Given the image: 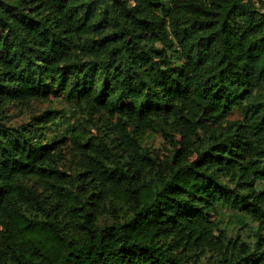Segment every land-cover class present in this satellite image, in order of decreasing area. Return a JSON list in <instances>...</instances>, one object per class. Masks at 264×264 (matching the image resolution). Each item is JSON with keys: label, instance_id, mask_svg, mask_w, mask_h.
<instances>
[{"label": "trees", "instance_id": "16d2710c", "mask_svg": "<svg viewBox=\"0 0 264 264\" xmlns=\"http://www.w3.org/2000/svg\"><path fill=\"white\" fill-rule=\"evenodd\" d=\"M0 264H264V2L0 0Z\"/></svg>", "mask_w": 264, "mask_h": 264}, {"label": "rangeland", "instance_id": "374dc122", "mask_svg": "<svg viewBox=\"0 0 264 264\" xmlns=\"http://www.w3.org/2000/svg\"><path fill=\"white\" fill-rule=\"evenodd\" d=\"M50 109L57 110L58 118L56 119L57 125L62 120L67 121L70 119L72 114L71 102L64 97H51L49 100H38L32 102L30 107H21L15 106L10 110V115L12 116L13 122H27L32 119L33 116L48 111ZM61 115V116H60ZM239 116V112L236 111L231 117ZM61 126V122H60ZM58 126V128H61ZM52 136V134H50ZM146 144L152 148L159 151L160 155L167 153L169 144L161 136L159 132L151 133L147 139ZM217 219H220L221 225L228 227L230 233L241 232L242 234L249 233V226L243 224L247 221L239 212L229 209V208H220L217 213L214 215Z\"/></svg>", "mask_w": 264, "mask_h": 264}, {"label": "built area", "instance_id": "2783aa9c", "mask_svg": "<svg viewBox=\"0 0 264 264\" xmlns=\"http://www.w3.org/2000/svg\"><path fill=\"white\" fill-rule=\"evenodd\" d=\"M257 4H260V2H264V0H254Z\"/></svg>", "mask_w": 264, "mask_h": 264}]
</instances>
